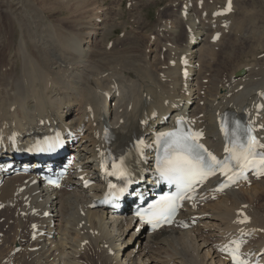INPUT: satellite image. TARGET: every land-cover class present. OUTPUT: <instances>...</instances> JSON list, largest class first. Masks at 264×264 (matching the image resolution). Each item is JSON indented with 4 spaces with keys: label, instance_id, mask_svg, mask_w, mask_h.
<instances>
[{
    "label": "bare ground",
    "instance_id": "6f19581e",
    "mask_svg": "<svg viewBox=\"0 0 264 264\" xmlns=\"http://www.w3.org/2000/svg\"><path fill=\"white\" fill-rule=\"evenodd\" d=\"M148 1L140 10L147 17L145 11L154 8L153 23L146 22L153 30L149 37H155L151 42L144 36L145 49L122 47L119 36L108 47L117 26L105 20L102 0H46L50 6L41 8L42 12L60 16L46 28L47 33L41 31L38 36L24 15L18 16L13 5L4 3L0 15L8 29L0 22V50L9 52L11 58L0 62L3 147H11L8 137L14 131L23 134L18 144L28 140L42 121L76 136L83 132L71 152L80 160L79 173L99 180L100 161L135 138L150 144L153 133L171 124L175 115L193 122L204 132L202 141L219 154L224 139L217 120L223 113L243 115L264 141V46H253L257 52L252 56L245 50L252 44L250 38L231 36L252 22L250 15L246 17L244 0H231L233 5L236 2L235 12L218 16L214 13L224 8L226 0H202L201 4L199 0H169L162 8L157 0ZM239 14L246 16L239 19ZM254 19L257 28L264 27L263 21ZM228 30L224 43L217 45L218 38L212 41L215 33ZM240 69L243 72L235 75ZM104 111L109 117L106 122L101 119ZM76 175L53 189L40 186L32 175L4 178L0 264H134L133 249L121 254L123 260L118 258L119 245L132 240L139 245L138 264H207L203 257L209 254V264H229L217 247L229 238V232L247 229L256 237L248 247L259 251L264 246V202L259 203L264 199V178L253 179L244 193L235 187L213 203L208 201L210 194L204 193L202 201L196 198L189 209L187 204L179 217L197 218L196 226L162 227L153 234L133 229L117 246L115 241L127 227L135 226L133 218L128 210L112 215L91 209L88 205L100 188H83ZM249 201L254 203L248 205ZM241 211L250 216L246 224L237 222ZM67 248L71 256L61 263Z\"/></svg>",
    "mask_w": 264,
    "mask_h": 264
},
{
    "label": "snow or ice",
    "instance_id": "6c2138e0",
    "mask_svg": "<svg viewBox=\"0 0 264 264\" xmlns=\"http://www.w3.org/2000/svg\"><path fill=\"white\" fill-rule=\"evenodd\" d=\"M230 8L229 0L228 10ZM259 107L257 105L258 110ZM233 124L231 130L224 122L220 126L225 139L223 159H218L213 152L200 143L203 138L202 132L181 130L161 134L164 138V156L158 162L156 171L162 178L176 183L180 190L175 195L164 198V201L152 211L147 223H151L153 227L158 226L161 220L170 223V217L179 207L178 202L192 199L190 193L195 190V186L203 184L217 173L225 180L219 184L216 191H222L236 183L248 169H252L257 176L264 175V152L257 151L258 148L264 149V144L259 143L257 136L253 134L255 129L251 124L242 126L238 121H234ZM139 144H143V141H138ZM122 165L123 158L120 164L112 165L113 171L110 175L125 176L126 169ZM110 187L113 186L110 185ZM123 190L120 189V191ZM137 215L143 219L144 214L137 213ZM247 221L248 217L244 216L237 222L243 224ZM231 243L235 246H225L222 251L231 257L232 264H248L241 258L240 244L236 241Z\"/></svg>",
    "mask_w": 264,
    "mask_h": 264
},
{
    "label": "rangeland",
    "instance_id": "374dc122",
    "mask_svg": "<svg viewBox=\"0 0 264 264\" xmlns=\"http://www.w3.org/2000/svg\"><path fill=\"white\" fill-rule=\"evenodd\" d=\"M5 1H7V2H5ZM5 1L4 0H0V8L2 6H4L5 4H7V3L10 4V5H13L16 8V11L18 10L17 11V15L18 16L20 14H21L20 17H22L24 15L22 18L25 19V22L29 26V29L31 30V32L33 31V33H35L33 35L37 34V36H38V34L40 35V33H42V32L47 33L46 32V30H47L46 28L50 27V23L56 22L57 19L60 16L59 14L54 13V12H49V13L42 12L41 8L44 9V8L48 7V5L50 6L49 3L46 6V3H47L46 0H45L44 3H43L44 0H20V1L19 0H5ZM47 1H49V0H47ZM157 1H158L159 8H162L163 5L169 0H157ZM147 2H149V1L148 0H136V1L135 0H102L101 11L107 16V17H105V20L108 23H113V24H115L117 26V29L115 31H113V33L111 34V39L110 40L112 42L108 44V47H110V46L113 47L114 43L116 42L115 39L118 36H119L118 37L119 39H117V40L120 41V44H121L122 47L140 46V47H142V49H145L146 43H144V41L146 40V38H144V36H147V38L148 39L150 38L151 42H153V37H155V35L149 37L150 33L152 35L153 30H151V24L148 26V22H146V20L151 21L153 19V17H155L156 14L153 11L154 8H149L146 11L144 10L146 15H147V17L145 15H143V17H142V12L140 10V7L145 6V4ZM249 2H250V4H249ZM251 2L253 3V5L251 4ZM235 3L236 2H234V5H233V3L230 2V4H231V12H235V10H236ZM43 4H44V6H43ZM246 4H247L248 10L249 9L250 10L248 12V10L245 9L246 12H247V16L239 14V19H242L244 16H246L247 18H250V16H251L250 19L252 20V22L250 24L245 25L242 28V30L240 31V33H234L231 36L234 37V38H238V39L250 38L252 40V44H251L250 47L246 48L245 50L248 49L252 53L251 55L253 56L257 52L256 50H253V46H255V45L264 46V27L262 25L261 28H257L258 23L253 21V19L255 18L254 15L256 13L255 16H257V17H256V20L255 19L254 20L257 21V22H260V20L264 22V0H255V1L254 0H244V5L246 6ZM248 4L250 5V8H249ZM165 5H167V4H165ZM245 6H244V8H245ZM251 7L253 8V10L251 9ZM34 10H35L36 13L34 12ZM105 10H106V12H105ZM39 13H41V14H39ZM250 13H252V14H250ZM35 14H36V17H35ZM252 16H253V19H252ZM111 17L113 18V20L111 19ZM258 17H260V18H258ZM139 18H140V20H138ZM37 20H39V21H37ZM48 21H50V22H48ZM132 21H134L136 23H134ZM0 22L3 25L4 29H8V24L5 25L6 20H5V18L3 17L2 14L0 15ZM38 22H39V24H38ZM152 23H153V20H152ZM144 25H146V26H144ZM8 32L11 33L10 31H8ZM138 32H139V34L141 33L142 35L136 34ZM228 32H229V30L228 31H223L219 35L218 41H217V45H220V44H222V43H224L226 41V39L228 37L225 38L223 36L226 35ZM14 33H15L16 36L19 33L17 24L14 25ZM135 34L138 35V38H137L138 40L135 38V36H136ZM120 37L121 38L124 37V38L121 40ZM1 51H3V52H1ZM0 53H2V56H3L2 57L1 54H0V57H1L0 58V62L4 58H7L9 56V54H10L9 52L6 54L5 50H3V49L0 50ZM9 57L11 58V56H9ZM10 58H8V59L11 60ZM246 199H250V198L248 196H246ZM210 202L213 203L214 201H210ZM261 202H264V199H262V200L260 199L259 203H261ZM247 203H248V205H252L254 202L252 203L251 201H249ZM189 208H191L190 204L186 207V209H189ZM0 221H1V217H0ZM105 221L108 222L107 225H109V222H110L109 217L107 219H105ZM127 225L128 224L126 223V224H124L123 227L125 228ZM110 227H108V228H110ZM131 227H132V229H131ZM134 227L132 225L130 227H127L126 233L121 237L120 240H116L115 244L118 246L121 243L122 238H123V241L126 240L130 236V233L133 231V229H135ZM55 228H57V227H55ZM168 233L166 232V234H168ZM198 241H199V243L202 242V240L199 239V238H198ZM119 246H120L119 247L120 251H119V254H118V258H122V260H123L124 256H121V254L122 253L126 254L127 252H130L131 249H133V252H131V257L134 259L133 260L134 264H138L137 263V261H138L137 254H138V248H139L138 246L139 245H137L136 241L132 240V241H130V243H123V244H121ZM205 248H207V247H204L200 254H202L204 252ZM64 252L65 253H63L61 255V261H60L61 263L71 256V254L68 253V252H70V250L68 248L65 249ZM210 253L212 254V251ZM209 255H206L205 257H203V255H202V257L205 259V262L207 261V264H209L210 261H211V259H209ZM213 260L216 261L217 258L214 257ZM214 261H213V263H214ZM82 262H85V261H82ZM92 264H96V263L94 262ZM148 264H153V263H148ZM156 264H159V263H156Z\"/></svg>",
    "mask_w": 264,
    "mask_h": 264
}]
</instances>
